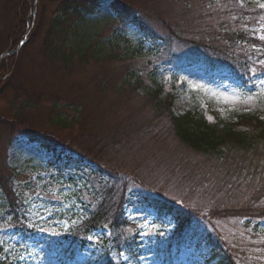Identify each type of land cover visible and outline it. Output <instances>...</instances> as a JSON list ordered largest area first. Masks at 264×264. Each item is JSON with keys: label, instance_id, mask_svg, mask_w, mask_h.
<instances>
[{"label": "rangeland", "instance_id": "1", "mask_svg": "<svg viewBox=\"0 0 264 264\" xmlns=\"http://www.w3.org/2000/svg\"><path fill=\"white\" fill-rule=\"evenodd\" d=\"M111 1L97 0L94 8L70 18L63 32L51 41L54 19L63 0H0V169L15 171L13 185L25 205L26 222L38 230L41 238L60 237L74 225L75 190L89 169L82 168L80 172L72 164L65 173H60L63 162L48 164L51 152L41 141H31L29 136H37L53 146L64 144L73 148L89 158L86 167H95L93 161L107 169L133 170L150 189L176 201L183 195L188 198L184 203L190 207L198 203L197 195L203 197L201 203L208 200L205 193L216 201L227 196L222 181L233 167L225 164L221 169L219 163L183 147L166 115L153 121L157 112L144 92L149 84L146 78L149 58L123 60L127 56L126 47L115 48L113 52L108 47L102 49V43L113 36ZM119 1L137 7L159 35L168 37L166 43L158 42L166 53H190L195 50L188 42L202 41L201 34L200 38L193 37L190 22L207 12L204 11L207 0H190L191 6L187 8L184 0ZM24 3L27 7H23ZM251 3L259 7L264 0ZM23 19L27 24L21 39ZM260 30L264 36V24ZM128 34L133 40L143 37L134 27L129 28ZM98 51H103L100 57L104 52L113 56L97 59L93 54L98 56ZM130 65L141 70L139 90L123 85L132 69ZM261 65L254 61L247 71L246 81L256 82L254 90L234 75L210 77L195 68L182 70L172 111L177 116L197 107L209 121L217 115L226 122H234L244 114L264 113V79L255 77ZM165 89L169 91V85ZM55 104L70 119L77 115L75 108H80L79 120L72 121L67 128L53 124ZM113 138L121 144H114ZM198 171L209 174V184L204 183L205 177L197 175ZM237 183L242 184L233 191L232 204H243L248 200L253 181ZM187 191L196 195H187ZM125 213L142 238L143 264L205 263L204 248H194L197 241L179 254L169 255L175 257L173 262L169 261L164 253L173 228L169 219L158 220L153 211L139 207L127 206ZM235 224L225 221L218 228L231 229ZM18 239L0 199V259L6 255L8 264H59L53 256L40 251L33 259L18 254L15 245ZM83 255L81 252L78 257Z\"/></svg>", "mask_w": 264, "mask_h": 264}, {"label": "trees", "instance_id": "2", "mask_svg": "<svg viewBox=\"0 0 264 264\" xmlns=\"http://www.w3.org/2000/svg\"><path fill=\"white\" fill-rule=\"evenodd\" d=\"M184 1L186 8L191 6L190 0ZM96 4L97 0H63L54 19L51 41L56 34L63 32L70 18L80 16L82 10L94 8ZM23 7L27 5L24 3ZM111 9L114 14L110 18L114 25L111 30L113 36L102 43V49L108 47L109 52H113L115 48L126 47L127 56H123V60L137 56L149 58L146 64L149 84L144 92L147 101L157 112L156 117L159 116L153 121L166 115L176 139L183 147L219 163L221 169L225 164L233 167V171L226 173L222 181L226 184L227 196L216 201L212 195L205 193L208 200L201 203L203 197L197 195L198 203L190 207L184 203L188 198L183 195L180 201H176L150 189L133 170L107 169L92 160L95 167H86L89 158L73 148L64 144L53 146L37 136H29L31 141H41L42 146L51 152L48 164L63 162L59 172L65 173L69 165L74 164L80 172V169L88 168L89 174L75 190L79 212L76 224L60 237L41 238L38 230L26 222L25 205L18 198L13 185L12 173L15 171L0 169L2 209L19 236L15 243L18 254L23 253L25 258L33 259L40 251L43 255L53 256L59 264H143L140 258L143 254L142 238L125 214L126 207L131 206L153 211L158 220L171 221L173 229L164 251L170 262L175 257L169 255H177L184 247L197 241L194 248H204V264H264V113L244 114L234 122H226L217 115L209 121L204 111L197 107L177 116L172 111L179 89L177 81L180 80L181 71L187 68H195L210 77L234 75L244 86L249 84L255 89L256 82H247L246 77L249 76L247 71L252 62L264 61V39L259 35L263 36L260 27L264 24V9L247 0H207L204 4V11L207 12L194 18L193 26V22H190L193 37L200 38L201 34L200 40L204 42L190 40L188 44L195 50L190 53L164 52L158 42L166 43L168 37L159 35L140 15L144 16L137 7L113 0ZM24 12L23 9V15ZM22 23L21 39L27 21L23 19ZM130 27L142 33L143 37L130 39ZM173 37L186 42L179 36ZM148 41L149 45L146 44ZM100 53L103 51L93 56L97 59L113 56L104 52L100 57ZM131 68L123 85L139 90L142 87L141 70H134V66ZM255 77L258 80L264 78V63ZM167 85L169 91L165 89ZM55 108V118L51 122L62 128L79 120L81 115V109L75 108L77 115L70 119L60 111L59 104H55ZM113 143L117 146L121 144L116 138H113ZM197 175L205 177L204 183L209 184V174L198 171ZM243 180L253 181L248 200L243 204H232L233 191L242 184L237 182ZM212 186L216 188V184ZM192 187L199 189L195 185ZM185 194L196 195L188 191ZM225 221H235L237 224L221 231L218 227ZM99 229L108 230V236H91ZM84 249L89 250V255L78 261L76 253ZM8 261L4 255L0 264H8Z\"/></svg>", "mask_w": 264, "mask_h": 264}, {"label": "snow or ice", "instance_id": "3", "mask_svg": "<svg viewBox=\"0 0 264 264\" xmlns=\"http://www.w3.org/2000/svg\"><path fill=\"white\" fill-rule=\"evenodd\" d=\"M259 7H260V8H264V3H261V4L259 5ZM261 39H264V36H261ZM261 63H264V61H261Z\"/></svg>", "mask_w": 264, "mask_h": 264}]
</instances>
